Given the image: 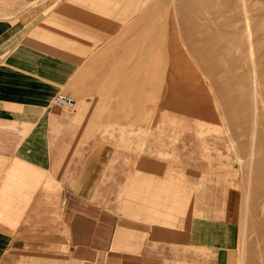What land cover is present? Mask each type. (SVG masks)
<instances>
[{
  "label": "crops",
  "instance_id": "obj_1",
  "mask_svg": "<svg viewBox=\"0 0 264 264\" xmlns=\"http://www.w3.org/2000/svg\"><path fill=\"white\" fill-rule=\"evenodd\" d=\"M115 1L0 0V264H234L229 183L178 180L169 151L121 137L140 128L109 129L112 105L140 103V54L157 55L106 46L89 10Z\"/></svg>",
  "mask_w": 264,
  "mask_h": 264
},
{
  "label": "rangeland",
  "instance_id": "obj_2",
  "mask_svg": "<svg viewBox=\"0 0 264 264\" xmlns=\"http://www.w3.org/2000/svg\"><path fill=\"white\" fill-rule=\"evenodd\" d=\"M89 11L109 21L106 46L157 49V64L140 54V103L112 105L109 117L125 111L109 129L140 128L121 137L169 151L178 180L223 177L240 233L234 264H264V0H127Z\"/></svg>",
  "mask_w": 264,
  "mask_h": 264
},
{
  "label": "built area",
  "instance_id": "obj_3",
  "mask_svg": "<svg viewBox=\"0 0 264 264\" xmlns=\"http://www.w3.org/2000/svg\"><path fill=\"white\" fill-rule=\"evenodd\" d=\"M55 106L68 108L74 104V98L67 94H57L52 101Z\"/></svg>",
  "mask_w": 264,
  "mask_h": 264
},
{
  "label": "bare ground",
  "instance_id": "obj_4",
  "mask_svg": "<svg viewBox=\"0 0 264 264\" xmlns=\"http://www.w3.org/2000/svg\"><path fill=\"white\" fill-rule=\"evenodd\" d=\"M249 28V26H247ZM251 34V33H250ZM253 158V157H252ZM253 161V160H252Z\"/></svg>",
  "mask_w": 264,
  "mask_h": 264
}]
</instances>
